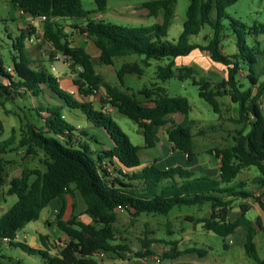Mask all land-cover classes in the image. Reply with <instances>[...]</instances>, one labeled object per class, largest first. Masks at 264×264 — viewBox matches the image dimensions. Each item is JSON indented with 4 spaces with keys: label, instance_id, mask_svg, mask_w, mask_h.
<instances>
[{
    "label": "trees",
    "instance_id": "1",
    "mask_svg": "<svg viewBox=\"0 0 264 264\" xmlns=\"http://www.w3.org/2000/svg\"><path fill=\"white\" fill-rule=\"evenodd\" d=\"M13 1L23 13L31 12L35 18L45 16L43 39L54 48L48 60L60 59L57 56L60 53L64 60L75 63L79 72H74L73 82L79 94L87 99H79L72 92L61 89L57 77L42 67L41 61L33 59L25 42L35 32V27L29 24L13 40L11 66L14 72H9L8 66L0 59V104L16 96L38 97L49 89L64 105L79 110L91 123L103 127L113 140L114 147L95 150L87 142H76L74 134L77 129L63 116L64 106L61 104H39L35 108L42 120L40 126L21 119L19 136L13 130L8 138L0 140V186L8 182L7 194L17 196V201L0 215V236H14L26 223L38 220L41 210L52 200L72 194L74 190L82 196L86 204L85 212L92 218V223L80 221L76 215L65 220L63 205L58 212L57 226L69 240L57 255L49 253V245L45 241L43 249L26 242L11 241L8 246L20 248L29 255H40L41 264H98L90 257L97 252L110 254L119 248L129 250L127 245L113 243V224L117 220L118 208L127 210L132 218H137L143 212L168 214L175 206L209 203L210 215L199 219L203 228L227 236L242 227L246 232L245 251L257 264H264L255 241L257 228L264 230L262 216L254 219L247 217L250 205L241 202L242 213L235 219L229 217V210L236 199L254 196L245 188L248 185L245 181L233 184L239 173L251 166L261 173L258 183L261 193L254 198L264 213V110L261 107L264 94V79L261 76L264 71H257V55H264V49L256 50L247 45V32L237 29L239 51L227 54L222 46L223 19L228 17L227 8L238 0H190L183 30L175 43L170 42L167 35L175 15L176 0L145 1L142 5L149 9L151 16L163 15L161 23L149 27H123L95 20L92 18L93 12L83 9L82 0ZM95 3L97 10L103 12L108 0H95ZM213 9L216 18L211 16ZM67 18L86 19L84 25L75 27L93 40L104 64L112 65L115 58L129 54L144 56L142 62L147 65L151 59L166 60V64L157 67L160 81L165 82L176 75L181 79L191 78L199 86L200 97L209 102L217 113L221 111L220 96L227 95L239 105V115L231 119L243 123V126L234 136V144L215 149L221 162L219 179L196 175L181 165L165 169L151 164L135 170L141 164L139 150L154 147L158 129L167 124L166 134L173 149L185 153L188 162H192L196 155L192 133L195 122L182 125L169 116L173 113L188 114L191 110L189 99L170 96L158 84L140 90L142 98L124 90L126 74L142 75L144 72L136 61L123 63L116 71L120 85L112 84L96 71L92 55L67 39L57 21ZM232 24L246 28L237 20H232ZM206 25L213 29L209 42H191L190 37L199 34ZM260 27L264 31V24ZM195 49L208 51L212 61L224 65L227 69L226 79L213 86L205 75L196 78L194 74L198 71L192 65L176 64L177 57L187 56ZM243 69L247 72L244 78L240 74ZM76 75L80 77L76 78ZM100 90L105 93L101 97L103 102L111 104L143 130V145H135L111 115L96 108L94 100L88 99L91 95L96 96ZM15 150H24L30 157L42 152L40 161L46 170L24 167L19 176L7 180L4 156ZM116 161L132 171L125 172ZM32 177L34 180L30 182ZM2 247L0 245V249ZM170 250L166 256L172 259L185 253H196L203 257L208 252L196 246L180 251H176V247ZM151 253L147 249L138 251L136 255L146 257ZM0 264L29 263L2 255Z\"/></svg>",
    "mask_w": 264,
    "mask_h": 264
},
{
    "label": "rangeland",
    "instance_id": "2",
    "mask_svg": "<svg viewBox=\"0 0 264 264\" xmlns=\"http://www.w3.org/2000/svg\"><path fill=\"white\" fill-rule=\"evenodd\" d=\"M145 1L147 0H108V5L104 12H99L97 10L95 0H82V6L85 11L93 12L92 17H94L95 20H104L105 22L123 27H149L156 23H161L163 19L162 13L158 16H151L149 9L142 7ZM189 4L190 0H176L175 15L167 35V39L172 43L177 41L183 30ZM227 13L228 17L223 19L225 25L222 32L223 51L227 54H234L239 51L236 29L247 32L245 34L247 45L255 47L256 50H263L264 31H262L260 25L264 24V0H238L227 8ZM211 16L216 18L215 9H213ZM28 18L23 12L18 11V7L13 0H0V59H2L6 67L13 64V40L16 39L19 33V23L23 22L24 26H22V29L26 28V24H30L35 27V32L32 35V42L34 43L28 45L30 55L33 59L41 61L42 67L49 70L57 77L58 71L56 72L47 60L48 55L53 53L54 48L43 39L42 21L36 18V23H30L28 20L32 18L31 15H28ZM232 20H237L241 24H245L246 28L243 29L240 25L234 26ZM66 23L67 22L64 21L60 22L62 28L67 26ZM66 35L68 40H72L77 44L86 43L85 36H82L77 28L71 27ZM212 36L213 29L210 25H206L199 34L192 35L190 41L193 43L207 44ZM57 56L60 55L57 54ZM257 57V71H264V55L258 54ZM123 59H127L130 62L136 61L144 69L142 75L136 73L125 75V86L122 87L124 90L135 93L138 98H142L141 94H139L140 90L158 84L163 86L170 96H185L189 99L191 110L188 114L176 113L175 120L179 123L181 122L183 125H187L191 121L195 122L192 127V133L194 135L193 142L194 150L199 154L198 158L200 159V163H202L204 159H209L210 157H212L211 159L213 160L216 159L215 154H207L209 151L212 153L216 148L232 146L234 144V136L238 134V130L241 129L243 123L232 121L231 118L239 115V105L232 102L229 96L224 95L218 97L221 111L217 113L209 102L200 97L199 86L194 84L191 78L181 79L176 75L165 82L157 78V67L158 65L166 64V60L151 59L147 65L142 62L144 56L129 54L126 57L115 58L112 67H114L116 71L124 62ZM177 62L179 65H192L198 71L194 76L199 78L200 75H205L211 80L213 86L227 77L226 67L212 61L208 51L195 49L187 56L178 57ZM95 66L97 70H101V67H104L99 64ZM74 72H79V69H76V67L71 69V73L74 74ZM240 74L244 78L247 72L243 69ZM109 77L112 83L120 85L116 72L110 74ZM261 79H264V75L261 76ZM60 88L66 90L65 86L61 83ZM50 92L49 89H46V91L41 93L38 97L30 95L16 96L14 99L7 100L3 107L0 106V114L5 118L4 123L7 127L5 133L7 138L12 134V128H16V130L19 131L21 119L24 122L28 120L34 122L38 126L42 124V120L35 108L39 104L46 105L48 103H54L56 100L62 101L54 95V93ZM51 94H53L52 98ZM261 107L264 110V94L261 97ZM4 109L9 110L8 117L5 116ZM70 109V111H72L71 113L66 109L63 110L62 113L65 119L72 125L75 123L73 120V113L86 117L79 110L71 107ZM112 117L135 145L142 144L143 138L138 134L139 128L133 120L119 112H115ZM201 130H203V132H200ZM17 131L16 135L18 137L19 133ZM164 133V129H162V134ZM89 134L92 139L100 140V134L97 130H90ZM6 137L3 139H6ZM87 143L92 148L98 146L95 141L88 140ZM160 150L161 143L158 144L155 153ZM144 151L145 150H141L139 153L141 162L143 163L147 161L148 157L152 156L149 155L150 153L154 154V150H151L153 152L150 153L148 151V154H145ZM41 156L43 157V153ZM39 158L41 157H30L25 151H12L10 155L4 156V165L7 168L5 169L6 174L11 178L18 175L24 167H38L42 170H46V167L41 163ZM164 164L163 162L160 163L162 167ZM251 168L252 172L249 170L247 172L248 185L245 188L250 190L254 196H259L260 190L257 185L252 182L254 179L253 173L259 174V171L254 166ZM33 180L34 177L31 178L30 182ZM7 188V182L0 186V201L2 200L6 207L10 208L16 202L17 196L8 195L7 193H4L3 196V191L7 190ZM254 196L249 197L250 200L248 203L250 205V210L248 211V216L250 218H255L262 215V223L264 225V213L260 210ZM262 200L264 201V196H262ZM256 206L257 208H255ZM209 210V203L203 205H182L175 206L168 214L143 212L137 218H132L127 210L120 209L117 213L118 218L113 224L115 235L113 243L116 245H127L129 250L119 248L117 252L108 254L109 256L106 260H110V256L117 253H129L128 256L134 259V264H149V260L152 259L154 255L161 256L165 259L170 258L166 256V253L170 252V249L173 247H176V251H179L189 246H196L207 249V255L201 257L195 253H185L181 257L175 258V262L180 264H257L254 258L245 251L243 246L244 237L241 234L225 236L221 233H214L203 228L199 219L208 217L207 213ZM179 214H181V216H179ZM187 214H193L196 220L187 219ZM257 229L258 233L255 236V241L258 246L259 255L264 259V230L261 231L259 228ZM225 245L228 246L226 247ZM53 247L57 248L56 245ZM147 249L151 250L152 253L148 254L146 257L136 255L138 251L144 252ZM56 250L58 251L56 252L59 253L60 249L57 248ZM0 252L13 260H20L29 264H39V259L41 258L40 255H27L17 247L2 248ZM143 258H148L149 260Z\"/></svg>",
    "mask_w": 264,
    "mask_h": 264
},
{
    "label": "crops",
    "instance_id": "3",
    "mask_svg": "<svg viewBox=\"0 0 264 264\" xmlns=\"http://www.w3.org/2000/svg\"><path fill=\"white\" fill-rule=\"evenodd\" d=\"M18 11H21V10L18 9ZM21 12H23V11H21ZM24 14L28 18V15L26 13H24ZM36 18H38L39 21H42V24H43V20H41L39 17H36ZM36 18L33 17V19L31 21L28 20V22H30V23L33 22L34 23ZM92 18L95 19L94 17H92ZM57 21H58L59 24L62 21L67 22L66 23L67 26H65V28H62L63 32H65L66 34H68V32L71 29V27L72 28H76L75 26H82V25H84L86 23V19L85 18L57 19ZM71 22H73L74 24L71 23ZM28 25L29 24H26V27ZM22 26H24L23 22H20L19 26H18V32H19L18 34H20V32L25 29V28L22 29ZM60 26H62V25L60 24ZM79 33L82 36H85V42L86 43L77 44V43L73 42L72 40H70L71 43L73 45H75V46H81V47L85 48L92 55L94 66L96 64H99L100 66H104V67H101V70H97L96 69V71L99 74H101L105 79H107L108 81L111 82L109 75L116 72L114 67H112V65H114V64H112V65L104 64L101 61V59H100V50L94 44L93 40L91 38H89L86 34H83L80 31H79ZM76 34H77V32H76ZM32 37H31V39H27L25 42H30V44H33L34 42H32ZM26 45L28 47V44H26ZM58 55H60L59 57L63 59V56L60 53H58ZM126 56H122V57H126ZM179 57H182V56H179ZM177 60H178V57L175 59V61H176V64L179 65ZM64 61L66 62L67 67L65 68V74H63V72H58L57 73L58 74L57 75V77H58L57 79H58L59 83L64 85L65 88H66V91L72 92L77 98H79V99H87V98H84L83 95L79 94L78 87L73 82V75L74 74L71 73V69L68 67V65L71 64L70 61H66V60H64ZM123 61L124 62H130L127 59L126 60L123 59ZM114 62H115V60H114ZM112 84H114V83H112ZM104 95H105L104 91L100 90L99 93H97L96 96H94V95L92 96L91 95L88 99L89 100H94V102H95L94 105H95L96 108L102 109L105 113H107V114L112 116L115 112H118V110H116L113 106H111V104L105 103V102H103L101 100V97L104 96ZM52 96H53V94H51V98H52ZM5 103L6 102H4L3 105L0 104V106L3 107L5 105ZM51 104H61V105L64 106L63 110H65V109L68 110V111L71 110L70 107L64 105V103L62 101L56 100L54 103H51ZM71 112L72 111H70V113ZM4 113H5V116L8 117L9 110L8 109H4ZM175 114L176 113H173V114H170L169 116L172 117L173 119H175V116H176ZM72 115L74 116L73 120L76 123V124L74 123L75 125L74 124L73 125L77 129V132L74 134V139H75L76 142L85 143L88 140L89 141H95V143H97V145H98V146H96V148H92V149H95V150H100V149H103V148L104 149H110V148L114 147L113 140L111 139V137L109 136V134L107 133V131L103 127H99V126L94 125L93 123H91L87 119V117L77 115L76 113H73ZM4 121H5V118L2 116V114H0V132L2 133V135L0 137V140H2L4 137H6L5 133H6L7 127H6L5 123H4ZM180 124H182V123L180 122ZM168 126H169V124H167L165 126H162V127H160L158 129V131H157V139H156L157 141H156V145L154 147H150V148L143 147V148H141L139 150V153H140L141 150H145L144 151L145 154H148V151L150 153V152H153L151 150H154V154L150 153L149 155H152V156L148 157L146 162H144V163L141 162L140 166L138 168H136L135 170L136 171L137 170H141L142 167H145V166H148V165H151V164H156L157 166H159L161 168H165V169L169 168V167L181 165V166H183V167H185L187 169H190V170L194 171L196 173V175H206V176L211 177V178L219 179L220 178V165H221L220 158L215 156L216 159L213 160V159H211L212 157H210L209 159H204V161L202 163H200V159L198 158L199 154L197 153V151L194 150L196 152V155H195L194 159L192 160V162H188L187 155L185 153H182V152H179L177 150H174L172 145H171V143L168 141L167 134H166V128ZM92 128L94 130H97V132L100 134V140L99 141L96 140V139H92L90 137L89 133H90V130H93ZM162 129H164V132H165L164 134H162ZM13 130L17 131L16 128H12V131ZM141 130L142 129L139 128L138 134L141 135L142 138H143V132H141ZM79 131H85V133L82 132L83 133L82 134ZM17 132L19 133V131H17ZM143 143H144V139H143L142 144H140V145H143ZM159 143H161V150L158 151L157 153H155L156 148L158 147ZM21 151H24V150H20V152ZM41 154L42 153L40 152L37 156H40L41 158H43L41 156ZM207 154H209V155L215 154V149H214V151L212 153L209 151ZM9 155H10V153H9ZM41 158H39V159H41ZM161 162L165 163L163 165V167L160 165ZM117 164H118V167H121L125 172L132 171V169L123 168L118 162H117ZM4 167H5V169H7L5 165H4ZM251 167L244 168L239 173L237 178L234 180L233 184L240 183L241 181H245L247 183V172H248V170L249 171L252 170ZM21 172H22V169H21L20 173L18 175H15V176H19L21 174ZM11 178L9 177V175H7V180H10ZM253 178L254 179H253L252 182L255 185H257V187H258V183H259V181L261 179V173L260 172H259V174L253 173ZM8 188H9V185H8ZM8 188H7V190H8ZM258 189L260 190V193H261V189L259 187H258ZM7 190L3 191V196H4V193H7ZM260 193H259V195H260ZM249 200H250V198L249 199L248 198L236 199L232 203V206H231V208L229 210L230 219L237 218L242 213L241 209H240V206H239L240 203L241 202H249ZM63 205H65V212H64V215H63V218L65 220L71 218L72 215H76L78 220L83 221L85 223H92V218L85 212L86 204H85L82 196L80 195V193L78 191L74 190V192L72 194H65V196L63 198L58 197V198H55L54 200H52L46 207H44L41 210L40 218L38 220L26 223L19 230L20 233L22 234V237H23L22 242H26V243H28L29 245H31V246H33L35 248L43 249L44 248L43 241H45V243L49 245V253L51 255H53V256L57 255L58 251L56 249L57 248L61 249L62 247H64L68 243V240H69L67 235L64 234L63 232H61V230L57 226L58 212H59L60 208ZM255 208H257V206ZM7 209H9V208H7L5 203H3L2 200H1L0 201V215L2 213H4ZM119 211H120V208L117 209V212H119ZM210 213H211V209L209 210L207 215L209 216ZM246 215H247V217H249L248 216V212L246 213ZM179 216H181V214H179ZM117 218H118V214H117ZM186 218L187 219H191L193 221L196 220V218H195V216L193 214H187ZM251 219H254V218L252 217ZM236 234H241L244 237V242H243V246H244L245 241H246V232H245V230L241 227L238 230H236L235 233H233V235H236ZM55 245L57 246V248L53 247ZM8 247H10V246L5 245L2 248L7 249ZM189 247H191V246H189ZM180 250H184V249H180ZM25 254H27V253H25ZM2 255L3 254H1V252H0V256H2ZM27 255H29V254H27ZM128 255H129V253H126V254H124V253H119L118 254L117 253V254L111 255L110 256V260H106V258L109 256L108 254H105L104 257H101L99 255V252H97L94 255L90 256V257H92L94 260H96L98 264H134V259L129 257ZM182 255L183 254L179 255L178 257H181ZM31 256H36V255H31ZM154 256H156V255H154ZM143 259H148V258H143ZM163 259L165 261H167V262L172 263V264H180V263L175 262V260L172 259V258H168V259L163 258ZM151 262H152V259L149 260V264H151ZM41 263H42V259L40 258L39 259V264H41Z\"/></svg>",
    "mask_w": 264,
    "mask_h": 264
},
{
    "label": "built area",
    "instance_id": "4",
    "mask_svg": "<svg viewBox=\"0 0 264 264\" xmlns=\"http://www.w3.org/2000/svg\"><path fill=\"white\" fill-rule=\"evenodd\" d=\"M39 18L41 20H44L45 19V16L44 15L43 16H39ZM52 67H53V69H55L54 65H52ZM7 70L9 72H11V73L14 72L13 66H8L7 67ZM120 209H122V208H120ZM22 240H23L22 234L20 233V231H17L15 233V235L12 236V237L11 236H0V245L5 246V245H9V243L11 241H14V242H22ZM99 255L101 257H104L105 256V253L99 252ZM151 264H172V263L167 262L161 256L156 255V256H154L152 258Z\"/></svg>",
    "mask_w": 264,
    "mask_h": 264
},
{
    "label": "water",
    "instance_id": "5",
    "mask_svg": "<svg viewBox=\"0 0 264 264\" xmlns=\"http://www.w3.org/2000/svg\"><path fill=\"white\" fill-rule=\"evenodd\" d=\"M20 12V11H19ZM27 15H31V19H33V15H32V13L31 12H27L26 13ZM30 19V20H31ZM26 44H30V42H26ZM50 65H54V67H55V70L56 71H58V72H63V73H65V68L67 67V64H66V62L62 59V58H60V59H57V60H54V61H50ZM68 67L70 68V69H73V68H75L76 67V65H75V63H71V64H69L68 65ZM80 76L79 75H76V78H79ZM93 96V95H92ZM141 132H143V130H141ZM2 209V208H1Z\"/></svg>",
    "mask_w": 264,
    "mask_h": 264
}]
</instances>
